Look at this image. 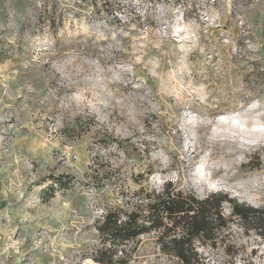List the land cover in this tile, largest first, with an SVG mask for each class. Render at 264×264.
I'll list each match as a JSON object with an SVG mask.
<instances>
[{
  "label": "rangeland",
  "instance_id": "rangeland-1",
  "mask_svg": "<svg viewBox=\"0 0 264 264\" xmlns=\"http://www.w3.org/2000/svg\"><path fill=\"white\" fill-rule=\"evenodd\" d=\"M169 181L264 209V0H0V264H182L99 230ZM196 245L264 264L239 218Z\"/></svg>",
  "mask_w": 264,
  "mask_h": 264
},
{
  "label": "trees",
  "instance_id": "trees-1",
  "mask_svg": "<svg viewBox=\"0 0 264 264\" xmlns=\"http://www.w3.org/2000/svg\"><path fill=\"white\" fill-rule=\"evenodd\" d=\"M148 195L147 213L139 209L122 217L115 210L104 215L99 230L115 253L119 245L130 239L156 232L163 251L177 257L182 264H196L202 259L197 242L214 246L221 231L229 228L234 217L264 236V209L237 203L228 193L210 192L199 198L191 190L179 189L169 181ZM226 204H229V214L225 213ZM95 259L103 264L113 263L103 255Z\"/></svg>",
  "mask_w": 264,
  "mask_h": 264
},
{
  "label": "bare ground",
  "instance_id": "bare-ground-1",
  "mask_svg": "<svg viewBox=\"0 0 264 264\" xmlns=\"http://www.w3.org/2000/svg\"><path fill=\"white\" fill-rule=\"evenodd\" d=\"M88 264H96L93 260L89 259Z\"/></svg>",
  "mask_w": 264,
  "mask_h": 264
}]
</instances>
